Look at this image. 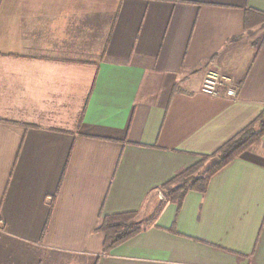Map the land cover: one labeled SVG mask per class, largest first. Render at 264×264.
Segmentation results:
<instances>
[{"label": "crops", "instance_id": "crops-1", "mask_svg": "<svg viewBox=\"0 0 264 264\" xmlns=\"http://www.w3.org/2000/svg\"><path fill=\"white\" fill-rule=\"evenodd\" d=\"M264 0H0V264H264V136L180 205L162 186L264 115ZM209 69L236 100L201 91ZM141 232L105 250V216Z\"/></svg>", "mask_w": 264, "mask_h": 264}, {"label": "trees", "instance_id": "trees-1", "mask_svg": "<svg viewBox=\"0 0 264 264\" xmlns=\"http://www.w3.org/2000/svg\"><path fill=\"white\" fill-rule=\"evenodd\" d=\"M264 25V14L257 11L248 13L245 18V29L254 25ZM264 136V115L247 127L238 136L230 140L216 153L202 155V161L181 172L171 181L162 186L168 199L180 205L186 194L192 190L205 192L213 175L240 157ZM210 160H215L206 171L202 169ZM137 213H120L105 216L99 230L105 235V250L124 243L143 229L136 222Z\"/></svg>", "mask_w": 264, "mask_h": 264}, {"label": "built area", "instance_id": "built-area-1", "mask_svg": "<svg viewBox=\"0 0 264 264\" xmlns=\"http://www.w3.org/2000/svg\"><path fill=\"white\" fill-rule=\"evenodd\" d=\"M201 91L214 98L236 100L239 88L227 74L209 69L205 74Z\"/></svg>", "mask_w": 264, "mask_h": 264}, {"label": "rangeland", "instance_id": "rangeland-1", "mask_svg": "<svg viewBox=\"0 0 264 264\" xmlns=\"http://www.w3.org/2000/svg\"><path fill=\"white\" fill-rule=\"evenodd\" d=\"M215 160H210L206 163L205 167L202 169V172L204 173L206 171V169L213 164Z\"/></svg>", "mask_w": 264, "mask_h": 264}]
</instances>
